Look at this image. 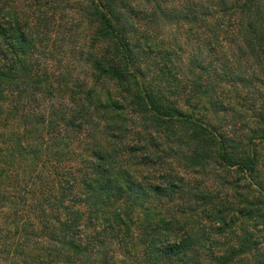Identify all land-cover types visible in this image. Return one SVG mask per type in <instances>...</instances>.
Returning a JSON list of instances; mask_svg holds the SVG:
<instances>
[{
  "label": "trees",
  "instance_id": "trees-1",
  "mask_svg": "<svg viewBox=\"0 0 264 264\" xmlns=\"http://www.w3.org/2000/svg\"><path fill=\"white\" fill-rule=\"evenodd\" d=\"M165 1L0 0V264H264V0ZM215 22L179 63L165 29Z\"/></svg>",
  "mask_w": 264,
  "mask_h": 264
},
{
  "label": "rangeland",
  "instance_id": "rangeland-1",
  "mask_svg": "<svg viewBox=\"0 0 264 264\" xmlns=\"http://www.w3.org/2000/svg\"><path fill=\"white\" fill-rule=\"evenodd\" d=\"M140 4L141 3H139V5ZM163 4H164L163 6L165 7L167 6L166 8L173 7L176 4V0H166ZM64 19L72 20V15H68V16L65 15ZM75 20L77 19L75 18ZM214 25H216L214 27L215 29L214 31H211V32L209 31V27H206L204 25L197 26L193 30L189 31L188 23L185 25H182L181 27L173 26L170 29L168 28L165 29L164 33L169 40L175 39L181 44V45H177V48L175 47V53L179 57V59H177L179 63L185 62L184 61L185 55H183V53L187 51V55H188L190 53L191 48H194L195 46L197 47L198 45L204 46L209 41L214 42V37H216V35H218L220 46H222L223 44H226V46L230 45L231 37L230 35H228L229 33L225 32L223 28L220 29L221 26H218L217 22H215ZM76 28H78V30L76 31L78 40L76 39V42L79 44V46H87L88 41H89L88 34L92 32V30L94 29V25L84 24ZM155 33H157V35H155ZM152 34L154 36L160 37L162 36L163 32L156 29V31L154 30ZM61 37L66 39V37H68V31L63 30L62 28H60L58 31L54 30L50 38L49 45L42 47L39 53V58H40V62L42 63V65L44 66L46 65L48 70L54 73L55 76H59L60 73L65 70L67 65H68L67 67L73 65L72 63L74 62V60L77 59L76 58L77 56H75L73 53H69V51H66L65 48L63 49L60 46L62 44ZM204 50L206 51V49ZM204 53L207 56L206 58H208V51ZM218 53H219V50L216 51V55L214 56L217 57ZM66 57L68 58L66 59ZM63 58L66 60H63ZM224 59L225 58H223V60ZM73 66H74L75 74L78 75L80 78H83L88 72L87 68L82 66V63L75 62ZM113 88H114L113 83H110V84L107 83V84L100 86L99 90H101L102 94L106 96L105 94L109 91L112 92ZM245 89L244 91L246 92ZM45 106H47L46 108H48V105H45ZM184 109L187 110V108H184ZM240 109L241 108H218V111L216 112V114L210 113L209 116L212 117L211 118L212 122L217 125L225 126L230 130H236L238 132L247 133L248 128L244 126V122L245 123L248 122L250 128L257 126L256 125L257 121L255 122L253 117L250 116V114L255 112L257 108H246V109L242 108V109H245L243 112H247L248 109L252 110L251 112H249L247 118L240 115V111H239ZM226 113L229 114V116L231 115L233 117H228ZM188 177L190 180H192L193 183L204 184L205 182L207 185L211 186L212 189L214 190H216L218 187L217 186L218 183L214 182L212 178L206 179L204 176H201L199 174H189Z\"/></svg>",
  "mask_w": 264,
  "mask_h": 264
}]
</instances>
